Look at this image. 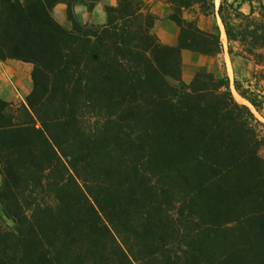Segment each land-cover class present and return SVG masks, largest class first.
Listing matches in <instances>:
<instances>
[{
    "label": "trees",
    "instance_id": "trees-1",
    "mask_svg": "<svg viewBox=\"0 0 264 264\" xmlns=\"http://www.w3.org/2000/svg\"><path fill=\"white\" fill-rule=\"evenodd\" d=\"M101 2L0 0V62L32 85L0 97V264H264V0H117L78 22ZM200 16L253 66L232 90L205 65L182 79L183 51H224Z\"/></svg>",
    "mask_w": 264,
    "mask_h": 264
},
{
    "label": "crops",
    "instance_id": "crops-1",
    "mask_svg": "<svg viewBox=\"0 0 264 264\" xmlns=\"http://www.w3.org/2000/svg\"><path fill=\"white\" fill-rule=\"evenodd\" d=\"M116 1L117 0H102V2L98 4L91 13L88 12L87 8L84 5L77 4L74 6L75 17L78 20V22L82 25L85 24L102 25L105 23V13L103 8L104 5H115ZM151 11L159 18V20L154 25L153 32L158 36V38L163 43V19L167 15V6L161 2L158 3L153 2L151 4ZM52 14L55 20L60 25H62L64 28L68 30L71 29L72 25L67 16V7L64 4H57L53 9ZM166 22L169 21L166 20ZM169 24H170L169 26L174 25L171 22H169ZM176 41L174 40L173 42L166 44L175 45ZM188 53L189 52L186 51L182 52V68H183L184 59L188 56ZM194 55L198 56L199 60H202L201 66H203L205 64V61H207V58H209V57L200 56L198 54H194ZM23 64L16 63L14 60L0 62V88L6 85L7 78L9 76L16 74V76L19 78L20 70L24 71L25 73L23 74L25 78L24 81L22 82L19 79L18 84L20 85V92H18L17 95L2 91L0 92V97H2L4 100L8 102L11 103L23 102L31 90V80L29 79V75L27 76V78L25 77L26 73L30 72L31 66L29 64L27 65H23ZM192 77L193 75H189L188 73L183 71L182 79L184 82L188 83L192 79Z\"/></svg>",
    "mask_w": 264,
    "mask_h": 264
},
{
    "label": "rangeland",
    "instance_id": "rangeland-1",
    "mask_svg": "<svg viewBox=\"0 0 264 264\" xmlns=\"http://www.w3.org/2000/svg\"><path fill=\"white\" fill-rule=\"evenodd\" d=\"M220 1L221 0H216L217 7H218ZM248 9L249 8L247 5L242 6V10L245 13L248 12ZM193 15L194 14L192 12H190V13H187L185 16L187 18H192ZM219 23H220V20L216 16H206V17L200 16V19H199V25L204 30H213L215 25H218V27H220ZM169 25H170L169 22H166V20L163 19V43L164 44L171 43L174 40L176 41V39H177V28L174 25H172V26H169ZM221 32L222 31L220 28V35H221V38H222L221 40H222V43L224 46V52L222 54L218 55L217 57L207 58V61H205L204 65L207 66L208 69L218 77L227 76L229 81H230L231 90H232L234 79L236 77L237 78L249 77V75L253 69V66L248 61L241 60L238 57L231 58L228 55L227 43H226L225 38L222 37ZM15 62L23 64V63L18 62V61H15ZM201 64H202V60H199L198 56H195L192 53H188V56L184 59V62H183V71L188 73L189 75H194V73L201 66ZM23 65H27V64H23ZM23 74H25L24 71L20 70V77L19 78L16 76V74L9 76L7 78L6 85L3 86L2 88H0V92L2 91V92L13 93V94L17 95V93L20 92V85L18 84L19 79L22 82L25 79ZM28 75H29V79L31 80L30 72L26 73L25 77L27 78ZM236 98L239 100V98L237 96H236ZM24 101H25V99H24ZM24 101L21 103H13V104L19 105V104L24 103ZM239 103H241V102H239ZM259 155L264 159V146H262L260 148ZM0 182H1V178H0ZM0 213H1V209H0Z\"/></svg>",
    "mask_w": 264,
    "mask_h": 264
},
{
    "label": "bare ground",
    "instance_id": "bare-ground-1",
    "mask_svg": "<svg viewBox=\"0 0 264 264\" xmlns=\"http://www.w3.org/2000/svg\"><path fill=\"white\" fill-rule=\"evenodd\" d=\"M219 25H220V28H221V33H222V37L223 38H225V32H224V29H223V26H222V24H221V22L219 23ZM236 95V94H235ZM237 96V95H236ZM238 97V96H237ZM239 98V97H238Z\"/></svg>",
    "mask_w": 264,
    "mask_h": 264
},
{
    "label": "water",
    "instance_id": "water-1",
    "mask_svg": "<svg viewBox=\"0 0 264 264\" xmlns=\"http://www.w3.org/2000/svg\"><path fill=\"white\" fill-rule=\"evenodd\" d=\"M233 89H234V87H233ZM250 105V104H249ZM251 106V105H250ZM254 110V109H253Z\"/></svg>",
    "mask_w": 264,
    "mask_h": 264
}]
</instances>
